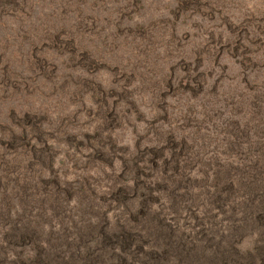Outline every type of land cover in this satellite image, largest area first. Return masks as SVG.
Listing matches in <instances>:
<instances>
[{
    "label": "rangeland",
    "instance_id": "rangeland-1",
    "mask_svg": "<svg viewBox=\"0 0 264 264\" xmlns=\"http://www.w3.org/2000/svg\"><path fill=\"white\" fill-rule=\"evenodd\" d=\"M246 84L264 95V0H0V261L158 264L165 233L223 264L200 254L210 216L214 247L235 229L234 264H264L243 194L210 205L194 182L264 186V138L233 107ZM174 131L190 173L150 167Z\"/></svg>",
    "mask_w": 264,
    "mask_h": 264
},
{
    "label": "trees",
    "instance_id": "trees-1",
    "mask_svg": "<svg viewBox=\"0 0 264 264\" xmlns=\"http://www.w3.org/2000/svg\"><path fill=\"white\" fill-rule=\"evenodd\" d=\"M183 1L184 0H182V2ZM179 5L182 6V3L181 2L178 3V6ZM68 44H71V42L68 41ZM261 86L262 85L248 86L246 84V86L242 89V92L239 94L238 99L235 101V105H233V107L236 114H239V112H242V110L244 109L246 111L245 113H247L249 117L251 116L252 119L255 118L253 119L254 131L255 133L259 132L261 136H263L264 138V95ZM256 91H259L257 93V96L256 95L253 96V94H256ZM166 136H165L166 140H164L163 141L164 143L159 146L156 153L155 154L152 153L150 155V159L148 160H151V162H153V165H151L150 167L154 168L159 166V164L160 165L162 164V167H164L166 164H171L172 166L171 170L178 171V175L184 172L185 170H187V172L190 173L194 165V160L193 161L188 160V156H186L187 151L189 152L191 149V147L187 145V142H189L187 141L188 139L186 137H182V132H181V137L178 138L176 135V131L170 132ZM259 141L260 140H258L257 142ZM257 144L258 143L254 145ZM168 148L176 149L177 152L175 151L173 153H169V157H168L167 156L169 150ZM143 162L149 163L148 161H143ZM247 169L249 170L251 169V167H247ZM219 172L220 171H215L214 173H212L211 176L212 178L210 182H208V178L205 176V174L203 180L194 181L196 184L201 185L204 188V190L207 192H209V188L213 189V193L210 197L211 200L209 204L213 205L215 202L220 201L224 206L225 200L230 195L229 193L239 192L243 194V196L245 197V203L247 204V206H245V212L240 217V225L239 227H237L238 230L239 228H241L242 225H245L243 227V232H246L249 229L250 231L256 229L264 230V186L262 180L259 179L257 184H255L252 177L250 183L247 182L242 183L241 182L242 179L240 181V179L236 176V174H239L238 170L236 174H234L233 171L231 173L225 172L224 175L220 174ZM247 192H249V195H247ZM251 192H253L252 196H251ZM214 193L216 194L215 198H214ZM226 194L228 195L225 196ZM243 196H241V198L244 201ZM194 202H196L195 199ZM248 211L249 213H247ZM206 221L209 230L204 233L203 246H202L203 249L201 250L200 254L204 256L206 259H209L211 261L216 260L219 263H223V264H234L235 263L234 252L236 250V244L238 243L237 240L239 239V237H237L236 235L235 229L234 230L231 229L230 232L231 242H229L227 245L222 244L223 248L221 247V249H218L214 247L212 243L213 242L212 235L207 236V234L208 233L210 234L212 229L216 227V222L214 221V223H212L210 216L206 217ZM95 229L98 230V227L92 228L90 237L87 238V241H89L91 236L95 237L96 234L94 233ZM240 230L238 232H240ZM164 235H165V240L162 241L164 245V249L162 250V252L155 254V257H151V256L148 257L149 263L154 262L158 264H169V262L172 260L171 258H173L176 264H191L189 261L185 260L189 254H190L189 256L193 258L195 261L197 255L199 254V249H197V246L196 247L195 245L186 246V244H181L177 238L174 237L171 238V234L164 233ZM30 236L33 237V235L31 234L24 233L19 237V239L21 240L22 238L24 241H27V239ZM241 236L242 234H240V237ZM10 238H14V237L12 236ZM132 241L133 239L131 236H129L128 238L127 236L120 237V243L124 246H130ZM197 242L200 241L197 240ZM37 245L38 243L36 244V248ZM141 249L142 248L139 247V250ZM208 250H209V255L206 254V251ZM43 251L44 249L41 250V253H43ZM88 257H89L88 255H85L82 258H80L79 256V259L76 258L77 260H73L72 262L75 264H90V259ZM225 257L226 259H228L227 263L226 261H224ZM0 264H3V261H0ZM16 264H39V258L38 260L37 258H34L29 261L24 259L19 262H16Z\"/></svg>",
    "mask_w": 264,
    "mask_h": 264
}]
</instances>
